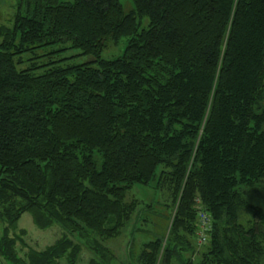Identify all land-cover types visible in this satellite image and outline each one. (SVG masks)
Segmentation results:
<instances>
[{
    "label": "trees",
    "instance_id": "1",
    "mask_svg": "<svg viewBox=\"0 0 264 264\" xmlns=\"http://www.w3.org/2000/svg\"><path fill=\"white\" fill-rule=\"evenodd\" d=\"M131 2L14 0L0 23V258L114 264L103 241L131 224L138 184L166 190L172 217L137 264H264V0ZM46 48L80 52L37 65ZM81 55L92 60L65 62ZM199 209L212 220L204 245ZM25 212L60 238L27 247Z\"/></svg>",
    "mask_w": 264,
    "mask_h": 264
},
{
    "label": "rangeland",
    "instance_id": "2",
    "mask_svg": "<svg viewBox=\"0 0 264 264\" xmlns=\"http://www.w3.org/2000/svg\"><path fill=\"white\" fill-rule=\"evenodd\" d=\"M13 1L14 0H0V23H7L11 19L13 14ZM120 3L122 4L125 13H127L133 7L131 0H120ZM147 22L148 20L145 18L144 22L142 23V27L147 25ZM125 40L126 38H122L118 45L112 43L109 44L107 48L102 51V57L113 58L119 55L124 47ZM48 52H50V48L37 51L36 57H40L33 61H35L37 65H42L50 59L55 60L59 58L61 59L71 57L80 51L77 49H68L63 54H59L58 56L53 55L50 58L47 56L49 55L47 54ZM31 57L30 55H25L24 63H22L19 67H27L31 63V60H29ZM90 60H92V56L81 55L69 60L66 59L65 62L83 63ZM263 188L264 183L262 186H259L258 190L261 189V192L259 194L257 192V196L255 198L256 200L258 199L257 201H260V205H264ZM167 194L168 192H166V190H161L157 193L153 192V189L149 187H143L138 184L134 185V187L128 192L127 199H136L138 201L137 212L133 214L131 224H129L128 228L123 230L119 236L103 241L104 245L110 248L113 253L115 260L114 264H137L135 260L141 244L144 241L154 238L155 236L160 235V237H162V234L165 231L166 232L164 234L168 232L169 224H171V222L167 220V217L170 215L171 218L172 214L170 209L166 207V205L171 203V200ZM253 200L254 197L251 201L254 202ZM148 204L149 206H146ZM15 233L18 235V240L21 236L22 241L26 243L27 247H32L33 249L40 251L53 244L57 239L60 238L61 229L57 225H52L46 229L37 228L32 221L30 213L25 212L18 220ZM166 236L167 235L164 237ZM17 246L18 248L21 247V251L18 250L20 255H23V252L27 251V248L20 242L17 243ZM197 248L198 247L195 246L196 255L193 253L194 255H192L191 258L190 252L186 254V256L190 258L192 262H195L199 259V253L203 250V248H200L198 251ZM129 249L131 250V254L128 252ZM82 256L86 257V253H83ZM83 260H85V258ZM0 264H5L1 258Z\"/></svg>",
    "mask_w": 264,
    "mask_h": 264
},
{
    "label": "built area",
    "instance_id": "3",
    "mask_svg": "<svg viewBox=\"0 0 264 264\" xmlns=\"http://www.w3.org/2000/svg\"><path fill=\"white\" fill-rule=\"evenodd\" d=\"M212 228L210 215L202 209L197 212L195 242L197 245H204L208 242L209 233Z\"/></svg>",
    "mask_w": 264,
    "mask_h": 264
}]
</instances>
